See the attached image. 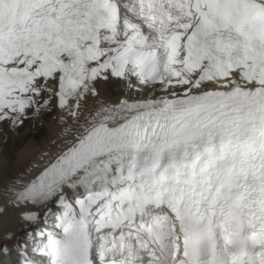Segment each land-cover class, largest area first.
Returning a JSON list of instances; mask_svg holds the SVG:
<instances>
[{"label":"snow or ice","instance_id":"1","mask_svg":"<svg viewBox=\"0 0 264 264\" xmlns=\"http://www.w3.org/2000/svg\"><path fill=\"white\" fill-rule=\"evenodd\" d=\"M0 264H264V0H0Z\"/></svg>","mask_w":264,"mask_h":264}]
</instances>
